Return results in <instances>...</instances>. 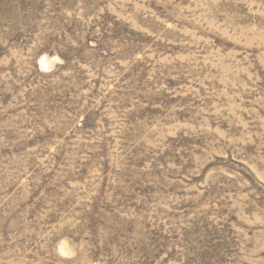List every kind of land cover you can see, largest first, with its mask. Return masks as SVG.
<instances>
[{
	"label": "rangeland",
	"instance_id": "rangeland-1",
	"mask_svg": "<svg viewBox=\"0 0 264 264\" xmlns=\"http://www.w3.org/2000/svg\"><path fill=\"white\" fill-rule=\"evenodd\" d=\"M0 264H264V0H0Z\"/></svg>",
	"mask_w": 264,
	"mask_h": 264
}]
</instances>
